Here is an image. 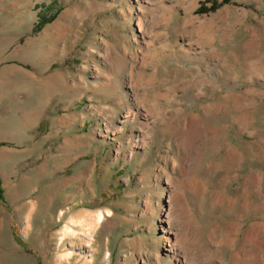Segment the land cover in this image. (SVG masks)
<instances>
[{
  "label": "rangeland",
  "instance_id": "374dc122",
  "mask_svg": "<svg viewBox=\"0 0 264 264\" xmlns=\"http://www.w3.org/2000/svg\"><path fill=\"white\" fill-rule=\"evenodd\" d=\"M0 195V264H264V0H0Z\"/></svg>",
  "mask_w": 264,
  "mask_h": 264
},
{
  "label": "crops",
  "instance_id": "0c3cea01",
  "mask_svg": "<svg viewBox=\"0 0 264 264\" xmlns=\"http://www.w3.org/2000/svg\"><path fill=\"white\" fill-rule=\"evenodd\" d=\"M29 115V111L28 109L26 108L25 110H23L22 107L19 108V116H18V119H19V124L21 125L22 127V123H24L26 121V117ZM30 120V118H29ZM23 128V127H22ZM35 206V201H30V210L33 211V209ZM28 217H31V215H29Z\"/></svg>",
  "mask_w": 264,
  "mask_h": 264
},
{
  "label": "bare ground",
  "instance_id": "6f19581e",
  "mask_svg": "<svg viewBox=\"0 0 264 264\" xmlns=\"http://www.w3.org/2000/svg\"><path fill=\"white\" fill-rule=\"evenodd\" d=\"M101 216H102V213H99L98 216H97V218L100 220ZM89 229H90V228H89ZM91 229H92V228H91ZM91 231H92V230H91ZM91 233H92V232H91ZM91 233H89V235L87 236L88 239L91 238ZM64 234L76 235L75 231H74L73 229L69 228V227H66V228H65ZM78 234H79V233H78ZM85 235H86V234H85ZM69 254H71V253H69Z\"/></svg>",
  "mask_w": 264,
  "mask_h": 264
},
{
  "label": "trees",
  "instance_id": "16d2710c",
  "mask_svg": "<svg viewBox=\"0 0 264 264\" xmlns=\"http://www.w3.org/2000/svg\"><path fill=\"white\" fill-rule=\"evenodd\" d=\"M0 197H1V195H0Z\"/></svg>",
  "mask_w": 264,
  "mask_h": 264
}]
</instances>
